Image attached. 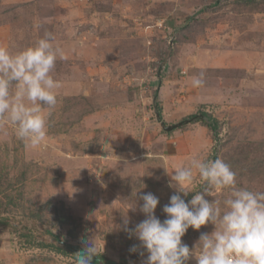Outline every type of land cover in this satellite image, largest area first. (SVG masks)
Here are the masks:
<instances>
[{"label": "rangeland", "instance_id": "374dc122", "mask_svg": "<svg viewBox=\"0 0 264 264\" xmlns=\"http://www.w3.org/2000/svg\"><path fill=\"white\" fill-rule=\"evenodd\" d=\"M45 31L63 50L57 104L39 147L0 119V217L34 220L62 247L88 239L102 264H142L123 221L145 219L138 197L149 192L163 221L169 174L191 157L222 158L240 185L264 190V0H0V45L15 53ZM203 114L220 123L217 138ZM213 230L190 227L182 242ZM0 264L75 260L1 233Z\"/></svg>", "mask_w": 264, "mask_h": 264}, {"label": "clouds", "instance_id": "9594fccd", "mask_svg": "<svg viewBox=\"0 0 264 264\" xmlns=\"http://www.w3.org/2000/svg\"><path fill=\"white\" fill-rule=\"evenodd\" d=\"M62 55L49 31L15 53L0 45V119L14 125L16 137L33 147L41 146L48 134V116L57 104L60 87L54 70ZM203 84V72L192 77L193 87ZM169 176V187L176 193L163 206V221L155 215L159 198L150 192L138 197L145 219L134 228L128 227V218L123 221L122 230L140 242L129 251L142 248L148 254L142 264H187L190 259L196 264H264V190L240 185L237 173L222 158L193 156ZM197 176L202 181L200 191L192 189ZM213 189H227V194L209 201L205 197ZM190 192L195 195L186 202L183 197ZM128 209L135 210V201ZM206 224L214 230L201 233L191 248L182 242L190 227L199 230ZM82 244L74 255L75 264H92L95 245L88 239Z\"/></svg>", "mask_w": 264, "mask_h": 264}, {"label": "trees", "instance_id": "16d2710c", "mask_svg": "<svg viewBox=\"0 0 264 264\" xmlns=\"http://www.w3.org/2000/svg\"><path fill=\"white\" fill-rule=\"evenodd\" d=\"M251 1V0H249ZM154 96H156L154 94ZM203 119H199L204 123V125L209 129L212 136L217 138L219 134V125L220 123L214 118L203 114ZM8 233L12 236L13 240H17L18 244L23 247H47L50 249H55L57 252L69 255L72 259H76L75 256L70 253L66 248L59 246L56 240L52 241V238H49V233L42 228L40 223H37L34 220L29 219H19L13 220L9 217H0V234ZM50 239V240H49ZM59 239V237H58ZM57 239V240H58ZM99 258L102 261H107L106 258L102 255H99Z\"/></svg>", "mask_w": 264, "mask_h": 264}, {"label": "water", "instance_id": "95a60500", "mask_svg": "<svg viewBox=\"0 0 264 264\" xmlns=\"http://www.w3.org/2000/svg\"><path fill=\"white\" fill-rule=\"evenodd\" d=\"M199 118H203V116L200 115ZM185 121H187V120H185ZM172 127H175V126H172ZM172 127H169L168 126V127L165 128V130H170ZM61 244L64 246V248H66V250H68L73 255H75L77 252H79L82 249L81 246H79V245H73V244L67 242L66 240L63 241V242L61 241ZM92 264H102V262L100 261V258H99L98 255L93 256V258H92Z\"/></svg>", "mask_w": 264, "mask_h": 264}, {"label": "flooded vegetation", "instance_id": "af4514ba", "mask_svg": "<svg viewBox=\"0 0 264 264\" xmlns=\"http://www.w3.org/2000/svg\"><path fill=\"white\" fill-rule=\"evenodd\" d=\"M52 240H55V239L52 238ZM100 261H101L102 263H104V261H102L101 259H100Z\"/></svg>", "mask_w": 264, "mask_h": 264}]
</instances>
